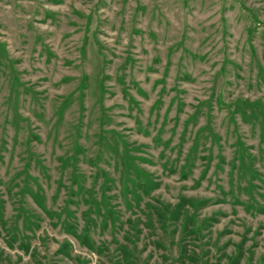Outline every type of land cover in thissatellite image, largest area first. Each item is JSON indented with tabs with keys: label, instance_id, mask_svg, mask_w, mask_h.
Listing matches in <instances>:
<instances>
[{
	"label": "rangeland",
	"instance_id": "374dc122",
	"mask_svg": "<svg viewBox=\"0 0 264 264\" xmlns=\"http://www.w3.org/2000/svg\"><path fill=\"white\" fill-rule=\"evenodd\" d=\"M263 26L264 0H0V264H264Z\"/></svg>",
	"mask_w": 264,
	"mask_h": 264
},
{
	"label": "trees",
	"instance_id": "16d2710c",
	"mask_svg": "<svg viewBox=\"0 0 264 264\" xmlns=\"http://www.w3.org/2000/svg\"><path fill=\"white\" fill-rule=\"evenodd\" d=\"M263 27H264V26H263ZM263 32H264V29H263ZM168 213H169V212H168ZM172 217H173V214H172L171 216H170V215L168 216L169 219H171ZM195 230L197 231V228H196ZM195 230H194V228H193V231H194L195 233H198V232H196ZM255 264H262V263H261V261H260V262H256Z\"/></svg>",
	"mask_w": 264,
	"mask_h": 264
}]
</instances>
